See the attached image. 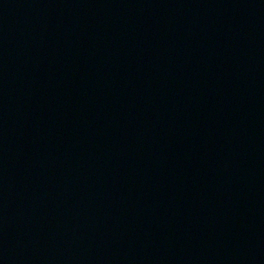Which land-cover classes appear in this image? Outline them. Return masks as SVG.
<instances>
[{
	"label": "water",
	"instance_id": "1",
	"mask_svg": "<svg viewBox=\"0 0 264 264\" xmlns=\"http://www.w3.org/2000/svg\"><path fill=\"white\" fill-rule=\"evenodd\" d=\"M0 264H264V0H0Z\"/></svg>",
	"mask_w": 264,
	"mask_h": 264
}]
</instances>
